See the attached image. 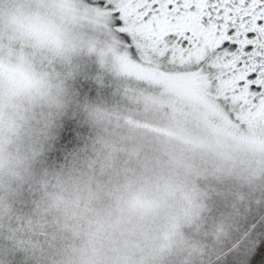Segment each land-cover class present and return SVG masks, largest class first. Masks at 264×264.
Segmentation results:
<instances>
[{"label": "rangeland", "instance_id": "obj_1", "mask_svg": "<svg viewBox=\"0 0 264 264\" xmlns=\"http://www.w3.org/2000/svg\"><path fill=\"white\" fill-rule=\"evenodd\" d=\"M150 4L0 0V217L32 189L44 209L30 230L6 227L4 248L40 232L53 264H122L125 233L152 228L156 211L170 218L183 199L202 210L209 192L264 196V88L241 84L223 54L200 68L213 40L180 48L179 32L164 36L178 23L151 21ZM78 123L91 157L70 180L55 142Z\"/></svg>", "mask_w": 264, "mask_h": 264}, {"label": "trees", "instance_id": "obj_2", "mask_svg": "<svg viewBox=\"0 0 264 264\" xmlns=\"http://www.w3.org/2000/svg\"><path fill=\"white\" fill-rule=\"evenodd\" d=\"M13 123L12 126L22 124L19 121ZM71 129L72 133L69 126L64 128L55 144L61 148L57 159H67L70 180H73L81 172L82 165L89 164L85 156L91 157V154L88 149L82 151L83 146H80L85 133L83 125L79 126L78 123ZM106 186L108 185L102 186V191ZM30 191L25 193L22 209L14 210L15 216L10 213L8 217H0L1 237L7 234L6 227L9 226H13L11 230H16L17 233L20 228L30 230L28 224L32 220L37 221L36 214L44 211L40 206L42 189ZM214 196H218L217 192L206 195L208 199H204L202 210L196 211L197 206H189L183 199L170 218L164 220L161 211L149 215L152 228L138 225L125 233L133 242L134 248L130 250V254L126 253L122 264H264L259 258L254 262L250 256V250L264 244V196L261 199L242 200L224 197V201L211 199ZM193 211H196L195 216ZM39 220L40 226L57 228V224L50 223V220ZM148 221L149 219H145L144 222ZM11 236L12 248H4L6 241L0 237V263L53 264L54 250H51L49 243L55 244V240L47 242L45 233L39 232L33 239L24 235L21 241L23 246L17 249L13 245L20 246L21 242L15 244L17 240L14 235Z\"/></svg>", "mask_w": 264, "mask_h": 264}, {"label": "snow or ice", "instance_id": "obj_3", "mask_svg": "<svg viewBox=\"0 0 264 264\" xmlns=\"http://www.w3.org/2000/svg\"><path fill=\"white\" fill-rule=\"evenodd\" d=\"M154 12L150 15L166 18L172 15L173 23L182 14L196 12L200 23L214 36L215 51L224 60L235 61L237 70L247 80L255 81L251 87L264 88V0H150ZM191 33H185V43ZM244 83L243 80L240 81ZM251 259L264 261V244L250 250Z\"/></svg>", "mask_w": 264, "mask_h": 264}, {"label": "flooded vegetation", "instance_id": "obj_4", "mask_svg": "<svg viewBox=\"0 0 264 264\" xmlns=\"http://www.w3.org/2000/svg\"><path fill=\"white\" fill-rule=\"evenodd\" d=\"M150 6H151V4H150ZM150 8H152V7H150ZM153 12H154V10H153ZM151 21H153V22L155 21L156 23H159V24H167L170 21L173 22L171 14H169L166 18L156 17L154 15V17ZM175 22H177L178 24L170 26L166 30L164 36H166V35L174 36L176 32H179L180 34L178 35V38H177L178 40H176V41H178V45L180 48H185V49L190 48L196 43V41L198 39H202V41H205L206 39H212L213 40V43L211 45H208L207 43H205V48H204L202 55H201L202 58L198 59L199 63L200 64L202 63L200 65L201 66L200 68H202L203 65L206 63L208 56H210L212 54L213 55L214 54H222V53L215 51V47H216L215 38L210 33H208L207 30L200 23V16L196 12L182 14L181 17L177 18ZM179 27L182 28L180 31H179ZM188 32H190L192 35L189 38V42L185 43V33H188ZM232 61H234V60H232ZM225 67H226V64L220 65L219 69H223V68L225 69ZM193 71H195L197 73L198 69H193ZM207 72L208 71H206L204 73L206 76H207V74H210ZM206 76L204 77V80L202 81V83L207 80ZM241 80L245 81L246 78H241L239 80V82ZM252 83H254V82L249 81L247 86H251ZM249 88L254 89L252 87H249Z\"/></svg>", "mask_w": 264, "mask_h": 264}]
</instances>
